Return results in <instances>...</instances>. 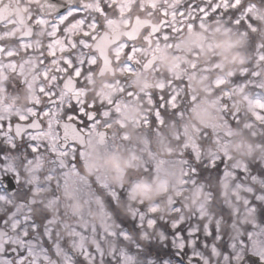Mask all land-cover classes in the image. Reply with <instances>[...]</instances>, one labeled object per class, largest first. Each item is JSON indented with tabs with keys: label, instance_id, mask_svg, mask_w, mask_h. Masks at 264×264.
I'll return each mask as SVG.
<instances>
[{
	"label": "snow or ice",
	"instance_id": "obj_1",
	"mask_svg": "<svg viewBox=\"0 0 264 264\" xmlns=\"http://www.w3.org/2000/svg\"><path fill=\"white\" fill-rule=\"evenodd\" d=\"M21 6L17 14L13 9ZM261 9L264 0H0V264H264V188L257 186L264 182V163L234 165L226 150L227 131H222L223 151L203 154L214 128L240 123L243 113L230 110L237 90L248 94L249 120L264 126ZM116 21L122 22V32H113ZM210 22H224L249 35L253 59L238 72L211 81L222 102L220 123L204 128L199 138L178 134L177 141H187L178 162L185 185L203 182L214 192L212 181L230 175L248 187L244 207L259 219L239 237L229 236L220 223H204L202 209L183 216L179 201L173 202L171 217L159 214L158 202L142 200L133 214L124 215L117 201L135 199L129 186L111 185L99 171L84 176L81 169L89 158L84 150L88 139L98 137L114 149L129 141L123 132L129 102L150 105L136 123L151 131L163 127L166 117L183 121L192 111L199 98L190 92V72L216 69L180 59L168 73H160L159 55L166 50L182 57L184 34ZM18 26H23L19 34L9 35ZM33 58L35 66L26 75L24 66H31ZM116 68L121 75L108 81L111 93L90 98L91 80ZM147 71L159 82L139 92L129 77ZM28 87L34 95L17 110L12 96ZM147 154L152 155L150 147ZM165 163L169 161L156 158L143 171ZM43 188L52 193L50 204L68 190L101 197L118 229L82 226V217L66 208L62 216L70 220L73 236L63 237L60 222L34 199ZM217 207L218 221L231 224L227 206L221 202ZM90 233L116 239L118 246L109 251L89 245Z\"/></svg>",
	"mask_w": 264,
	"mask_h": 264
},
{
	"label": "rangeland",
	"instance_id": "obj_2",
	"mask_svg": "<svg viewBox=\"0 0 264 264\" xmlns=\"http://www.w3.org/2000/svg\"><path fill=\"white\" fill-rule=\"evenodd\" d=\"M259 21V39L264 40V9H261L258 14ZM122 22L116 21L111 27L112 30L119 28ZM214 25L212 29L209 25ZM234 37V41L220 42L219 36ZM247 34L242 31H237L235 27H227L224 23L210 22L205 25L204 28H198L191 32H186L180 41V47L183 49L182 57H177L173 53L162 50L163 56L162 66L159 68L160 73H168L174 65H176L180 59L186 64L191 65L193 63L200 65H207L210 68L216 69L211 72H190V92L192 95L197 96L199 99L194 105L192 111L186 115L183 121H179V127L182 128L181 132L186 133L187 136L193 138H199L200 132L206 127H212L219 125L221 116V105L217 100L219 93L211 87V81L215 79H224L234 74V69L229 72L227 70L226 58L224 56L229 55V49L242 43ZM218 39V42H216ZM250 40V38H249ZM243 53V52H241ZM240 54L239 62L240 67L247 66L250 61L245 62ZM245 62V63H244ZM234 65V64H233ZM237 72V71H236ZM220 74V75H219ZM261 74L264 75V68L261 69ZM154 79L159 77L153 73ZM247 93L244 90H237L233 97L230 106L234 105V100L239 99L245 103V110L242 111L240 123L232 124L230 128L220 129L214 128L212 132V141L205 144L203 149L204 156H215L218 151H223L222 131H227V146L226 150L231 156L232 163L238 167H245L244 157H251L256 151L259 152L258 159L261 163H264V145L263 141L259 142L256 137H264V126H260L255 122H251L248 117V113L252 110L247 103ZM142 111L137 110L138 120H141L144 116ZM171 120L174 122L175 117H166L165 125L171 126ZM155 130L157 137L163 136L162 128ZM178 132H169L171 141H164L162 145H159L158 149H152V155L147 154L148 144L143 140L141 142L140 153L136 155H130L127 160V165L138 167L141 174H146L143 169L150 165L156 158H165L169 163H165L159 166L155 171H149L150 182L140 181L136 183L134 180L128 181L132 198H125L126 209L129 215L134 213V207L137 206L139 201H144L145 204H152L156 200H160V203L164 206L161 207L158 204L159 214L164 217H171L174 215L173 202L179 201L181 204V214L185 217L191 215L197 209H202L203 216L205 217L204 223L215 224L223 223L216 218L218 207H214L212 204V198L210 192L204 191L205 183L200 182L195 185H185L182 180L181 166L178 162L180 153L185 151L186 140L177 141L176 137ZM167 135V134H166ZM160 140H164L162 137ZM254 142H259L254 144ZM262 143V145L260 144ZM160 149V150H159ZM154 150V151H153ZM105 160H99L98 155L92 156L90 170L93 174L97 171L101 175L106 176L107 181L114 186L125 185L126 179L124 176V168L120 165V156L114 152V148L108 147L105 153ZM214 193L219 194L222 198V202L230 210L232 223L228 229L232 234V237H239L241 233L248 230L250 224L257 223L256 213L252 212L244 207V201L248 198L249 189L246 185L242 186L236 184L231 176H225L219 180L212 181ZM259 188H264V182L257 181ZM63 199L67 203V209L82 217V226H98L99 229L104 231L115 232L118 229V225L113 226L110 217L107 212L106 206L101 204V197H92L88 192L77 194L74 191L68 190L63 196ZM69 220V219H68ZM70 221V220H69ZM228 225V224H227ZM68 238L73 236V230L68 229L66 235ZM116 239L103 238L101 240L95 233H90L86 243L92 246H103L109 251L116 248ZM215 264V262H213Z\"/></svg>",
	"mask_w": 264,
	"mask_h": 264
},
{
	"label": "flooded vegetation",
	"instance_id": "obj_3",
	"mask_svg": "<svg viewBox=\"0 0 264 264\" xmlns=\"http://www.w3.org/2000/svg\"><path fill=\"white\" fill-rule=\"evenodd\" d=\"M17 12V14L21 13L23 11V6H21L18 9H13ZM5 15H8V12H5ZM21 27L18 26L14 29H11L9 32V35L12 34H19ZM123 31V24L119 26L118 29L113 30V32H122ZM163 56L159 55V68L162 66L163 62ZM35 58L32 59L31 66L25 65L24 66V72L26 75L31 74V68L35 66ZM113 74L111 75L110 71H107L105 73H101L99 75H96L90 82L89 86V97L91 98L93 94L98 95H105L108 93H111L112 89L109 87L108 81L111 80L114 76L121 75L119 68L112 69ZM153 72L147 71V72H137L136 74L129 77V82L132 85V87L139 91L143 92L147 90L146 88H153L159 80L156 78L154 79L152 76ZM0 92H2V89H0ZM34 95V89L31 87L22 89L19 93L14 94L12 96V101L15 103L17 110L23 109V107L32 99ZM222 106V102L219 103ZM150 105L146 101L141 100H133L129 102L124 110V117L126 118V126L123 129V132L128 135L129 141L120 144L118 148L114 149V152L117 153L118 156H120V165L124 168V176L126 180H134L136 183L140 181H145L150 179L149 173L141 174V170L138 167L127 165V160H129L130 155H136L140 153L141 149V142L142 140L148 144V149L150 147L151 151L152 149H158L159 145H162L164 141H171L169 137V132H178L181 133V129L179 127V122L176 119L174 122L171 120V126L165 125L164 128H162V132L164 133L163 136L157 137V133L155 131H151L147 128L139 127L136 123L138 120L137 110L142 111V115H146V113L149 111ZM230 110H232V106H230ZM114 131H119L117 129L116 125H113ZM167 134V135H166ZM161 137L164 140H160ZM110 145L107 143H104L100 140L98 137H92L91 139H88L85 142L84 150L85 153L89 156V158L86 160V163L81 166L82 174L84 176H90L93 175L91 170L89 169L91 166L92 156L98 155L99 160L102 159L105 160V153ZM160 150V149H159ZM154 151V150H153ZM138 157V156H137ZM26 175L31 178L33 173L31 169H28L26 171ZM66 194V191L62 193V199L60 201H56L53 203H48L49 200L52 199V193L48 188H43L38 191L37 195L34 197L36 201L43 202L42 207L44 210L48 211L50 215L53 218L54 222H60V226L58 228V232L63 236H65L68 229H71L70 221L62 216L63 211L67 207L66 201L63 199V196ZM40 209H37L39 211Z\"/></svg>",
	"mask_w": 264,
	"mask_h": 264
},
{
	"label": "trees",
	"instance_id": "obj_4",
	"mask_svg": "<svg viewBox=\"0 0 264 264\" xmlns=\"http://www.w3.org/2000/svg\"><path fill=\"white\" fill-rule=\"evenodd\" d=\"M222 23H224V22H222ZM227 27H229V26H227ZM236 30L240 31L238 29H236ZM249 38H250V36L246 35V38L242 41V43H239V45H237L235 47H231L229 49V52H228L229 55L224 56L226 58L225 60H226V63H227V66H226L227 70L224 72V74L229 72V70H231L232 68L234 69V73H236V71L237 72L239 71V70H237L240 67V65L237 64L239 62V59L237 60L236 58H239L240 54L244 53V55H242V59L245 60V62L251 61L253 59V54H252V51H251ZM226 39H228V41H234L235 40L234 37H226V36L223 37V35L219 36V40L222 43H223V41H226ZM216 42H218V39H217ZM241 52H243V53H241ZM256 138L257 139H255V140H258L259 142H262L261 140H264V137L262 138L261 136H257ZM259 142H254V144H257ZM260 144L262 145V143H260ZM263 145H264V141H263ZM258 154H259V152L256 151L255 153L252 154L251 157H244V161L243 162L245 163V165L246 166H250V165L255 166V164L257 162H260V160L258 159V157H259ZM204 175L206 176V175H208V173H205ZM128 181L129 180L126 181L125 185L128 184ZM203 185H204V191L205 192H207V191L210 192V195H211V198H212V204L214 205V207H217V205H219L222 202V198L220 196H217L219 194V192H218V194H216L213 191H210L206 184H203ZM160 201H161V199L160 200H156V202H158V204H160V206L163 207L164 206V202H163V204H161ZM126 202H127L126 199H121V200L117 201V207L120 209L122 214L129 215V212L126 209L127 208L126 207ZM229 213H230V210L226 213V215H229ZM230 217H231V215H230ZM111 218H112L111 220H112L113 226H116L117 225V221L115 220L114 216H112ZM258 219L259 218H258V215L256 213V220L258 221ZM229 225L230 224L227 225L225 223H222L221 227L222 228H228ZM228 234H229V236L232 235L230 233V231L228 232ZM115 244H116L115 246L117 247L118 246V241H116Z\"/></svg>",
	"mask_w": 264,
	"mask_h": 264
},
{
	"label": "water",
	"instance_id": "obj_5",
	"mask_svg": "<svg viewBox=\"0 0 264 264\" xmlns=\"http://www.w3.org/2000/svg\"><path fill=\"white\" fill-rule=\"evenodd\" d=\"M107 71H110L111 75L113 74V70L112 69H105L103 73H105ZM218 99H219V97H218ZM244 108H245V104L241 100H236L235 107H234L233 111H242Z\"/></svg>",
	"mask_w": 264,
	"mask_h": 264
}]
</instances>
